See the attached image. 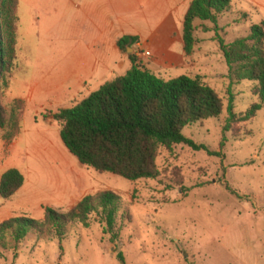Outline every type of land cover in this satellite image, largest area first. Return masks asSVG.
<instances>
[{
	"label": "rangeland",
	"instance_id": "rangeland-1",
	"mask_svg": "<svg viewBox=\"0 0 264 264\" xmlns=\"http://www.w3.org/2000/svg\"><path fill=\"white\" fill-rule=\"evenodd\" d=\"M63 5V0H19L16 65L10 79L14 90L22 88L23 79L36 77L40 65L46 67L59 60L55 51L68 47L70 39L79 38L81 46L89 40L92 22L88 17L81 20V28L74 35L66 27L67 22L61 20L63 8L68 12L64 16L67 21L73 8ZM248 9L249 14L243 17L240 9L232 7L218 16L217 27L208 19L195 18L193 49L184 54L182 66L153 70L163 78L182 73L199 75L222 100L218 116L182 128L185 136L205 148L195 149L184 143L159 147L155 157L159 173L155 177L128 179L81 164L63 145L55 119L48 135L64 148L68 163L59 161L49 166L51 162L41 158L30 146V140L37 138L32 131L36 127L34 121L43 122L53 112L39 108L35 113L30 104L43 97L34 93L23 117L27 135L18 143L16 152L29 173L25 186L41 192V188H54L57 181L69 191L80 181L85 184V190L79 192L82 194L114 191L119 195L114 223L117 237L111 241L109 233L102 232L103 222L98 221V212H93L89 226L70 224L60 242L35 231L27 232L17 243L8 237L7 246L0 247V264H264V102L249 119L233 121L227 129L222 128L229 90L234 111H242L257 101L251 81L243 79L230 84L228 66L218 43L219 39L228 43L245 35L251 23L263 19V9ZM47 12L48 17L41 21ZM16 99L24 102L23 98ZM79 100H66L65 107ZM11 102L5 104L8 113ZM1 139L0 166L7 163L10 142ZM70 165H74L73 172ZM78 171L79 176H75ZM52 173H57L58 180L54 174L48 177ZM34 180L38 181L35 185ZM13 196L0 197V203L5 202L6 206L12 202L15 213L36 219L44 216V207L32 202L23 210ZM55 201L52 205L59 206L56 209L60 211L72 207ZM119 250L123 262L116 257Z\"/></svg>",
	"mask_w": 264,
	"mask_h": 264
},
{
	"label": "trees",
	"instance_id": "trees-1",
	"mask_svg": "<svg viewBox=\"0 0 264 264\" xmlns=\"http://www.w3.org/2000/svg\"><path fill=\"white\" fill-rule=\"evenodd\" d=\"M17 5L18 0H0V128L6 141L19 131L24 108L21 99H14L8 113L1 101L16 65ZM231 8L230 0H190L181 25L185 54L193 49L194 19H208L217 27L218 16ZM238 11L243 17L247 15L246 11ZM136 39V36L122 35L116 43L124 50ZM218 43L228 66L230 84L249 80L251 91L257 97L246 109L234 111L229 90L227 116L222 127L225 130L233 121L252 117L264 102V18L251 23L245 35L228 43L219 39ZM128 58L131 65L125 73L105 80L76 104L58 108L52 117L59 124L62 143L81 164L128 179L152 178L159 173L155 163L159 147L184 143L195 149L205 148L185 136L182 128L218 116L222 100L199 75L182 73L163 78L138 65L133 52L128 53ZM22 181L23 175L17 168L5 169L0 175V197H10ZM118 202L117 193L102 190L85 194L66 211L46 205L40 219L26 215L3 219L0 247L7 246L8 237L17 243L29 231L48 234L60 242L70 224L79 222L89 226L93 212H98V221L103 222L102 232L109 233L114 241ZM116 257L123 262L120 250Z\"/></svg>",
	"mask_w": 264,
	"mask_h": 264
},
{
	"label": "crops",
	"instance_id": "crops-1",
	"mask_svg": "<svg viewBox=\"0 0 264 264\" xmlns=\"http://www.w3.org/2000/svg\"><path fill=\"white\" fill-rule=\"evenodd\" d=\"M63 1L65 6L73 8L68 21L64 17L68 13L65 8L61 12V20L67 22L66 27L69 32L72 31L74 35H77L81 28V20L86 17L92 22V29L88 32L89 37H87L89 40L81 46L82 42L79 38L70 39L68 47H64L60 51L54 50L59 60L52 62L46 67L40 65V68L36 71V77L21 81L20 85L22 88L19 91L14 90L10 86L11 82H9L6 92L1 97L4 106L18 97L24 100L19 131L7 145V163L0 166V175L9 167H15L22 173V184L11 196L14 195L13 197H16V203L22 204L23 207L21 206L20 208H23V210L32 202H36L38 207L48 205L58 208L59 206L52 205L54 199H57L55 202L61 201V204L64 203L66 206L71 207L88 193H79L85 190V184L80 183V181H76L73 189L69 191L68 188L60 185L57 181H55L54 188H41V192L34 187L25 186V182H27L25 177L28 178L29 173L18 158V155H16V152L18 143L27 135L28 127L23 117L26 115L28 103L32 102L31 98L34 93L43 97L40 101L30 104V106L34 107V112L37 113L39 108H47L44 110L52 113L60 107H65L67 101L75 102L79 98L82 99L107 78L109 80L125 73L131 65L128 53H136V44L133 43L124 50L120 49L116 40L122 35L136 36L139 48L150 51V56H141L143 60L141 63L144 68L152 72L154 69L182 66L185 54L180 34L183 15L190 0ZM230 1L233 8L235 7L241 11L248 12L250 11L249 7L264 10V0ZM51 6L54 8V5ZM65 6L63 5V7ZM18 14L17 5V16ZM46 17H48V12L45 16H42L41 21H44ZM53 20L59 21L58 19ZM90 45L94 49L89 47ZM54 51L50 52L54 54ZM145 59L148 61H145ZM12 80L14 81V79ZM64 94L67 95L65 100L59 101ZM53 120L54 118L51 114V116H45L43 122L34 121L36 127L32 131L37 138L30 140V146L35 148L42 159L49 160V162L47 161L48 164L51 162L49 166L53 162L58 164L59 161L60 164L66 165L68 158L64 148L59 146L48 135V130L53 124ZM57 125L59 133V124ZM1 138L0 129V151L3 146ZM73 168L74 165L69 166L70 172H73ZM79 172L75 176H79ZM53 174L58 180L57 173L49 174L50 176L48 177ZM33 182L34 185L38 183L37 180ZM61 186L64 191H61ZM82 187L84 188L82 189ZM4 203H0V209H2L0 221L17 214L24 215L15 213L17 209L12 206V202H9L6 206Z\"/></svg>",
	"mask_w": 264,
	"mask_h": 264
},
{
	"label": "built area",
	"instance_id": "built-area-1",
	"mask_svg": "<svg viewBox=\"0 0 264 264\" xmlns=\"http://www.w3.org/2000/svg\"><path fill=\"white\" fill-rule=\"evenodd\" d=\"M134 43L136 44V53H134V55H135V62L138 65L141 66V56L142 55H149L150 54V51L149 50H141L139 48V44H138V41L137 40Z\"/></svg>",
	"mask_w": 264,
	"mask_h": 264
},
{
	"label": "water",
	"instance_id": "water-1",
	"mask_svg": "<svg viewBox=\"0 0 264 264\" xmlns=\"http://www.w3.org/2000/svg\"><path fill=\"white\" fill-rule=\"evenodd\" d=\"M130 47V46H129Z\"/></svg>",
	"mask_w": 264,
	"mask_h": 264
}]
</instances>
